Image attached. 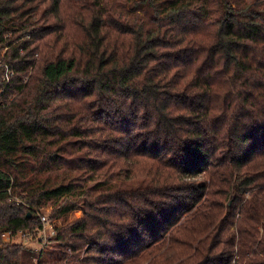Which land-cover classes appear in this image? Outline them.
<instances>
[{"label": "trees", "instance_id": "trees-1", "mask_svg": "<svg viewBox=\"0 0 264 264\" xmlns=\"http://www.w3.org/2000/svg\"><path fill=\"white\" fill-rule=\"evenodd\" d=\"M0 62V264H264V0H0Z\"/></svg>", "mask_w": 264, "mask_h": 264}, {"label": "rangeland", "instance_id": "rangeland-1", "mask_svg": "<svg viewBox=\"0 0 264 264\" xmlns=\"http://www.w3.org/2000/svg\"><path fill=\"white\" fill-rule=\"evenodd\" d=\"M40 215L47 216V219L49 220V223H50V227L55 231L54 234L53 233L51 234L52 231L50 227H48L47 229L48 230L47 235L49 236L48 240H50L51 238H54L59 229L62 230L66 228L67 226H70L71 224L75 223L77 220L81 219L83 216L82 211L77 210V211L69 213L67 216L55 219L51 217V207L50 206H47L45 209H43ZM47 242L42 241L40 239V235L38 234L35 237H19L13 243H24L29 248L39 250V251L42 249H45L46 251H51L58 244V243H53L52 245H47ZM67 251H68V255L71 256L72 253L70 252V250L67 249Z\"/></svg>", "mask_w": 264, "mask_h": 264}, {"label": "built area", "instance_id": "built-area-1", "mask_svg": "<svg viewBox=\"0 0 264 264\" xmlns=\"http://www.w3.org/2000/svg\"><path fill=\"white\" fill-rule=\"evenodd\" d=\"M1 71L2 72L4 71L2 81L6 82V83H9L11 78L14 77V75H15L14 70L8 64L3 63V62H0V72ZM40 223H41L42 228L36 230V234H32L31 232L30 233H24V231H20L18 233L9 232V233L2 234V238H3V240H5L7 242H14L19 237H35L39 234L40 239L42 241L47 242L48 237H49L47 235V232H48L47 229H48V227H50V223H49V220L47 219L46 215H40ZM50 229L52 231L51 234L52 233L54 234L55 231L51 227H50Z\"/></svg>", "mask_w": 264, "mask_h": 264}, {"label": "water", "instance_id": "water-1", "mask_svg": "<svg viewBox=\"0 0 264 264\" xmlns=\"http://www.w3.org/2000/svg\"><path fill=\"white\" fill-rule=\"evenodd\" d=\"M30 216V215H29Z\"/></svg>", "mask_w": 264, "mask_h": 264}]
</instances>
